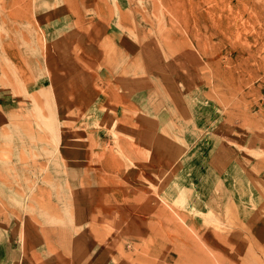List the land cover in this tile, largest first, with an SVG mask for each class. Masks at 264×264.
I'll list each match as a JSON object with an SVG mask.
<instances>
[{"label": "rangeland", "instance_id": "374dc122", "mask_svg": "<svg viewBox=\"0 0 264 264\" xmlns=\"http://www.w3.org/2000/svg\"><path fill=\"white\" fill-rule=\"evenodd\" d=\"M122 1L0 0V226L23 264H264V0ZM146 76L160 129L118 85Z\"/></svg>", "mask_w": 264, "mask_h": 264}, {"label": "crops", "instance_id": "0c3cea01", "mask_svg": "<svg viewBox=\"0 0 264 264\" xmlns=\"http://www.w3.org/2000/svg\"><path fill=\"white\" fill-rule=\"evenodd\" d=\"M116 4L120 6L121 10L124 8V3L122 0H115ZM102 11V9H101ZM115 19L112 18L110 21V26H113ZM109 26V28H110ZM101 27V25L99 26ZM108 35H113V32H107ZM115 34V33H114ZM116 46V44L112 43L111 41L108 43V48H113ZM106 70L105 68L100 69L97 72V75L100 80H106L107 75L102 74V72ZM134 71L132 74L134 76H141L143 75L139 70L133 69ZM82 76V75H81ZM84 82H82L81 78V96L84 94L86 95V88H88V92H94L93 84L95 81V77L90 75H83ZM132 77V76H130ZM128 79H131V78ZM118 85L122 87L125 91V93H130L128 95H124V100H128L129 104L134 106L135 108L139 109L143 115L149 116L150 120L155 121V123L158 126V129H160L162 123L163 125H167L168 120L170 119L171 115L175 116V111L171 109L170 107L166 106L165 100L162 96V94L153 95V92H164L165 88L162 87V84H160L158 81L155 80V78L146 76L142 83L135 80H121L118 81ZM174 82V81H173ZM94 90V91H93ZM166 92V91H165ZM95 94V93H94ZM97 97V93L94 95ZM156 106V107H155ZM155 107V108H154ZM209 118V121L207 120ZM210 115L208 113L202 115L201 117L196 118L195 122L191 123H185V125L181 124V122H178L180 125L178 128H173L172 131L174 132H180L183 133L180 135V138L183 137L185 146H186V152L185 155L188 158V161L186 162L188 165V168L190 166L192 167L193 162L196 161L195 167L199 160H205L206 163H209L214 159L213 157H216L215 154H209L207 148H211L210 146L212 143L208 141V138L210 135H213L217 129L219 128V122L217 119L210 120ZM174 119L170 120V122H173ZM218 122V123H217ZM171 124V123H170ZM183 125V126H182ZM169 129L165 128L164 131H168ZM200 131V133L198 132ZM200 155V156H199ZM203 155V156H201ZM6 226H0V264H23L24 261V255L22 250V245L20 241V237L24 242H28V237L26 235V232L22 229L21 231L16 232V239L11 237L10 231L6 230ZM31 240V239H30ZM29 240V241H30ZM13 242L20 243L19 245H14ZM24 249V248H23ZM32 255V253H30ZM26 264V262L24 263Z\"/></svg>", "mask_w": 264, "mask_h": 264}]
</instances>
